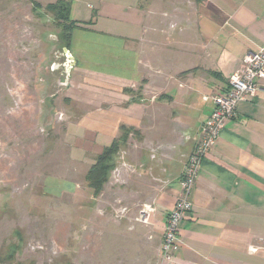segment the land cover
Here are the masks:
<instances>
[{"label": "crops", "instance_id": "1", "mask_svg": "<svg viewBox=\"0 0 264 264\" xmlns=\"http://www.w3.org/2000/svg\"><path fill=\"white\" fill-rule=\"evenodd\" d=\"M71 18L72 80L81 90L68 98L87 109L72 158L89 164L122 128L142 137L125 164L136 162L138 195L155 212L121 249L144 254L118 261L264 264V80L204 158L174 257L161 254L187 161L214 108L210 99L228 91L244 57L264 46V0H71ZM138 211L129 212L130 222ZM106 250L110 264L117 262Z\"/></svg>", "mask_w": 264, "mask_h": 264}, {"label": "rangeland", "instance_id": "2", "mask_svg": "<svg viewBox=\"0 0 264 264\" xmlns=\"http://www.w3.org/2000/svg\"><path fill=\"white\" fill-rule=\"evenodd\" d=\"M57 1L0 0V264H110L106 249L121 264L144 254L121 250L148 225L137 164H125L142 137L130 135L96 197L86 180L96 159L72 158L87 109L68 98L81 86L72 70L66 78L61 30L46 9Z\"/></svg>", "mask_w": 264, "mask_h": 264}, {"label": "built area", "instance_id": "3", "mask_svg": "<svg viewBox=\"0 0 264 264\" xmlns=\"http://www.w3.org/2000/svg\"><path fill=\"white\" fill-rule=\"evenodd\" d=\"M263 80L264 46L244 57L243 68L235 72L228 81V91L210 99L214 105L213 111L202 127L201 142L187 161L184 178L181 181L182 193L164 227L161 247L163 261H170L174 257L179 244L180 224L191 212L190 196L204 158L219 139L226 121L236 116L239 104L252 101L258 95ZM154 212V207L145 205L140 212L139 220L144 224H149V219Z\"/></svg>", "mask_w": 264, "mask_h": 264}, {"label": "trees", "instance_id": "4", "mask_svg": "<svg viewBox=\"0 0 264 264\" xmlns=\"http://www.w3.org/2000/svg\"><path fill=\"white\" fill-rule=\"evenodd\" d=\"M34 4L36 7H40L35 1ZM46 9L53 13L57 26L61 30L60 41L64 45L63 48L70 49L72 32L77 27V22L71 18V0H58L56 3L48 4ZM121 132L120 138L115 140L110 147L104 149L87 173L86 180L96 197L101 194L108 182V176L113 166L112 161L120 152L121 146L127 144L131 134L138 135V132L132 128H122Z\"/></svg>", "mask_w": 264, "mask_h": 264}, {"label": "water", "instance_id": "5", "mask_svg": "<svg viewBox=\"0 0 264 264\" xmlns=\"http://www.w3.org/2000/svg\"><path fill=\"white\" fill-rule=\"evenodd\" d=\"M62 50H63L64 56L66 58V63H65V69L66 70L65 71H66V78L68 80L70 77V72L73 69V67L75 66V61H74L73 56H72L69 49L63 48Z\"/></svg>", "mask_w": 264, "mask_h": 264}]
</instances>
